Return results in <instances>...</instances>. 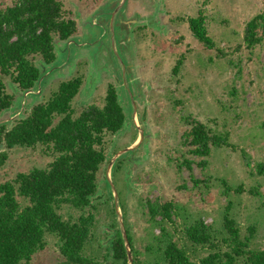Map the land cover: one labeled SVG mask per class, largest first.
<instances>
[{
  "label": "rangeland",
  "instance_id": "374dc122",
  "mask_svg": "<svg viewBox=\"0 0 264 264\" xmlns=\"http://www.w3.org/2000/svg\"><path fill=\"white\" fill-rule=\"evenodd\" d=\"M60 1L67 16L76 21L79 36L75 35L85 44L79 54L90 59L91 64L74 62L59 76L48 78L42 84L45 89L39 95L27 96L26 102L46 100L61 79L76 73L84 75V79L71 102L75 115L89 104L103 105L110 73L114 71L122 80L117 86L123 82L126 89L127 83H133L136 89L141 85L138 99L134 101L129 90L128 99L125 95L122 99L126 105L135 103L130 105L135 128L128 124L120 132L104 135L106 161L97 175L96 194L100 196L92 198L97 240L105 239L110 232L108 224L113 217L117 219L115 210L112 214L113 197L104 179L108 165L113 156L132 145V150L121 152L120 161L125 164L109 175L119 199V215L123 224L126 222L142 264H150L144 247L151 241V233L159 234V228L152 227L147 218V198L178 204L172 215L175 224L166 227L179 243L187 242L180 228L183 215L188 216L186 223L201 218L218 230L227 210L239 225L242 237L249 235V226L253 228L250 246L264 249V42L251 51L242 44L245 22L263 10L264 0H124L112 11L111 2L117 0ZM12 2L0 0V7ZM200 13L206 18L215 46H221L225 55L217 54L215 47L206 48L193 36L187 20ZM131 51L134 70L133 63L129 65L127 61ZM63 54L65 51L57 55L62 58ZM94 66L110 73L101 74ZM127 70L132 75H127ZM7 86L16 95L13 105L17 111L5 112L0 117L3 121L16 117L25 107L19 90L10 82ZM135 110L147 119L140 121ZM192 120L215 131L225 130L231 145L212 147L203 166V157L188 150L187 133ZM143 129L147 142L139 144L138 131ZM120 147L124 149L116 151ZM242 151L249 164H245ZM7 153L0 167V183L14 179L19 172L44 167L53 159L40 144L14 146ZM184 159L191 161V170ZM191 177L202 182L194 186ZM77 213L73 207L62 209L64 218H75ZM45 239V246L28 264H58L63 260L57 238L46 235ZM96 247L92 243L85 252L95 250L101 260L104 247ZM205 252L201 249L200 254Z\"/></svg>",
  "mask_w": 264,
  "mask_h": 264
},
{
  "label": "trees",
  "instance_id": "16d2710c",
  "mask_svg": "<svg viewBox=\"0 0 264 264\" xmlns=\"http://www.w3.org/2000/svg\"><path fill=\"white\" fill-rule=\"evenodd\" d=\"M67 14L60 0H13L0 7V117L17 107L13 105L16 95L8 91L7 84L12 83L21 96L36 89L44 67L56 57L55 43L75 32L76 22ZM205 20L203 13L188 18L193 36L206 48L215 47L217 54L225 55L208 34ZM263 42L264 8L245 22L242 31L245 49L251 51ZM80 85L78 76L62 81L46 100L33 104L25 101L21 114L0 120V167L8 157L7 149L14 146L40 144L53 156L44 167L19 172L14 179L0 183V264H28L45 246L46 235L57 238L63 256L58 264L127 263L114 217L105 239L97 240L96 208L92 204V198L100 196L96 194L97 175L106 161L104 135L123 126L124 111L110 85L103 105L91 104L75 115L71 101ZM190 124L188 150L203 157L200 165H205L212 147L231 146L225 130L215 131L199 120ZM242 156L249 164L244 151ZM183 162L191 170V161ZM111 172L114 175L115 171ZM191 179L194 186L202 182ZM144 203L150 225L159 228V234L151 233L152 239L144 247L150 264H264V249L250 246L253 228L249 226V235L242 237L239 225L227 210L218 230L201 218L186 223L188 216L183 215L180 228L187 242L182 244L166 227L175 224L172 215L178 204L148 198ZM64 206L78 211L75 218L62 216ZM111 207L114 215L112 204ZM124 226L132 264H142L125 221ZM92 243H96L97 250L104 247L101 260L95 250L85 252ZM201 249L206 252L200 254Z\"/></svg>",
  "mask_w": 264,
  "mask_h": 264
},
{
  "label": "flooded vegetation",
  "instance_id": "af4514ba",
  "mask_svg": "<svg viewBox=\"0 0 264 264\" xmlns=\"http://www.w3.org/2000/svg\"><path fill=\"white\" fill-rule=\"evenodd\" d=\"M120 2H122V0H117V1H114V2H111L112 4V6L110 7V10L112 11L113 10V8L114 7H116L118 4H120ZM134 12V11H133ZM125 15H126V13H125ZM124 16V15H123ZM76 22V21H75ZM136 29V28H135ZM77 35V26H76V30H75V32L69 37V38H67V39H65V40H62V41H57L56 43H55V54H56V57H55V59H54V61L51 63V64H49V65H47V66H45L44 67V69H43V73H42V75H41V77H40V79L37 81V85H36V89H34L33 91H30V90H28V91H25L23 94H22V96H21V99H23L24 98V101H22L21 103V105H24V102L26 101V98H27V96L28 95H39L42 91L41 90H44L43 88H42V84L44 83V82H46V80L49 78H51L52 76H59L60 74H61V72H63V70H65V69H67V67L69 68V67H71L72 66V64L74 63V62H78L77 64H83V62H86V65H88L89 66V63H90V59H87V57H83V55L81 56L80 54H79V49H81L82 48V46L83 45H85L84 44V42H82L83 40L81 39V38H78L77 36H79V35ZM83 35V34H82ZM82 37V36H81ZM76 44V45H75ZM73 45H74V47H73ZM73 47V50H71V48ZM63 51H65V55L63 54V56H62V58H59L58 57V55L57 54H61ZM129 54H130V56L127 54V61H128V64L130 65L131 63H133L134 61H133V55H132V51L131 52H129ZM88 55L91 57V54L90 53H88ZM77 57V59L75 60V58ZM80 57L83 59V60H80ZM80 61H83V62H80ZM91 64V63H90ZM128 65V67H130ZM132 66V65H131ZM134 66H136L134 63H133V70L135 69V67ZM138 66V65H137ZM94 67H96V66H94ZM96 68H98L99 69V72L101 73V74H107V73H110V71H107V70H103L102 68H100V67H96ZM112 76V78H109V83H108V85H107V87H106V89H105V94H104V97H103V100L105 99V95H106V92H107V90H108V87L111 85V86H113V88H114V90L116 91V93H117V98H118V103L120 104V106L123 108V111H124V115H125V121H124V124H123V126L118 130L119 132L120 131H122L121 129H124V127L125 126H127L128 124H131V126H132V128H135V125H134V121H133V118H132V107H130V105H132V104H135V103H133L132 101V103L129 105L128 103H127V105H126V100L125 101H123L122 99H124V95H125V97H126V99H128V96H129V93H128V91L127 90H129L131 93V97H133L134 98V101L136 100V99H138L137 98V96L138 97H140V95H142V94H140V92H138L139 91V86H141V85H137V87H136V89L134 88V85L135 84H133V83H127V85L129 86L128 88H126L125 89V87H126V85H123V82H122V84H120L119 86H117L116 84L119 82V83H121L120 81H122L121 79H119L118 77V74L119 73H117V72H113V73H110ZM132 75V73H129L128 72V70H127V75ZM134 74V73H133ZM80 77L81 78V85H82V83H83V79H84V75H82V74H75V75H73V76H71V77H67V78H63V79H61L58 83H57V85H56V87L55 88H57V86H58V84L60 83V82H62V81H65V80H69V79H72V78H74V77ZM121 78V77H120ZM95 79V78H94ZM94 79H93V81H94ZM131 80V79H130ZM51 81V80H50ZM49 81V82H50ZM47 85H50V83L49 84H47ZM46 85V86H47ZM81 85H80V87H81ZM45 86V87H46ZM80 87H79V89H80ZM118 87V88H117ZM130 87L131 88H134V90H132V89H130ZM140 88H142V87H140ZM79 92V91H78ZM25 94V95H24ZM77 95V94H76ZM75 95V96H76ZM137 95V96H136ZM74 96V97H75ZM73 97V98H74ZM131 100V99H130ZM72 102V101H71ZM104 103V102H103ZM89 105H91V104H89ZM88 105V106H89ZM72 106V105H71ZM136 111V110H135ZM136 114L138 115L137 117H139V120L140 121H143L144 119H147V116L143 113L142 114V116H140L139 115V111L137 110L136 111ZM117 131V132H118ZM143 131H144V129L143 130H141L140 131V138L138 139L139 140V144H143V143H145V141H146V138H144V134H143ZM117 132H115V133H117ZM138 136V134H137V132H136V136H135V139H136V137ZM134 139V140H135ZM147 142V141H146ZM112 143V142H111ZM112 145V144H111ZM111 145H109V148H111ZM121 148H123V147H120V148H118V149H116V151H118L119 149H121ZM124 149V148H123ZM115 151V152H116ZM122 155L123 154H121L120 156H119V158H117V160L114 162V164H113V166H112V171H117L120 167H121V165H124L125 164V161H120L121 160V157H122ZM133 161H135L134 159H130L129 160V162H133ZM114 167V168H113Z\"/></svg>",
  "mask_w": 264,
  "mask_h": 264
},
{
  "label": "water",
  "instance_id": "95a60500",
  "mask_svg": "<svg viewBox=\"0 0 264 264\" xmlns=\"http://www.w3.org/2000/svg\"><path fill=\"white\" fill-rule=\"evenodd\" d=\"M122 1H124V0H122ZM138 133H140V132L138 131ZM139 138H140V136H139ZM132 149H133V147L131 145L128 148L120 151V153H118L115 156H113V158L111 159V161H110V163L108 165V170H107V173L105 175L106 183H107L108 188L110 190V193H111V195L113 197L114 210H115V213H116V216H117V219H116L117 228L119 229V231L121 233V236H122V239H123V243H124V246H125V250H126V257H127V263L126 264H132V256H131V251H130V247H129V244H128V240L126 238V233H125V229H124L123 219H122L121 214L119 215V211H118V210H120L119 199H118L114 184L112 182V178L109 175V172L112 170V166H113L115 160L118 158V155H121L122 153H125V152H127L129 150H132ZM118 218H120V219H118Z\"/></svg>",
  "mask_w": 264,
  "mask_h": 264
}]
</instances>
